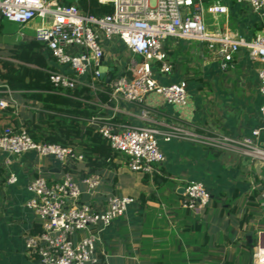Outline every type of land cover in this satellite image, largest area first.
<instances>
[{
	"label": "built area",
	"instance_id": "2783aa9c",
	"mask_svg": "<svg viewBox=\"0 0 264 264\" xmlns=\"http://www.w3.org/2000/svg\"><path fill=\"white\" fill-rule=\"evenodd\" d=\"M79 0H0V15L20 28L17 37H34L50 52L56 69L50 70V81L57 91L83 90L95 101H86L97 108L90 118H79L82 126L94 129L111 148L127 159L133 173L153 177L160 174L166 155L159 139L186 140L193 145L214 151H237L244 157L264 163V149L256 138L264 131V29L253 39L233 35L229 31L211 29L206 13L226 14L221 5L207 8L203 0H98L112 4V14L95 17L83 11ZM254 12L264 10V0H236ZM154 2V3H153ZM32 32V33H31ZM173 38L183 42L205 44L218 48L225 61L244 51L263 66L258 73L259 92L263 97L260 128L251 136L234 139L224 134L204 131L198 134L160 122L162 131L148 125L118 124L119 103L141 108L138 118L152 123L151 110L145 104L150 95L166 104L187 107L188 83L164 84L162 79L172 73L166 42ZM120 43L124 54L119 55L118 69L102 78L106 46ZM111 76L107 83L106 78ZM8 82L0 77V113L9 108L19 118L20 105ZM100 95L106 96L102 101ZM111 112L107 114L105 111ZM0 153L7 155V184L15 185L18 177L11 171L12 160L27 153L41 159H51L63 171L59 181H48L41 175L28 184L31 199L26 203L33 212L42 232L29 236L25 247L40 264H99V234L125 216L136 199L111 195L106 207L96 210L81 202L83 191H97L102 175L78 178L64 169L85 164L84 157L73 148L47 142H36L27 132L25 123L18 122L0 132ZM183 208L201 213L209 207L212 196L200 182L184 180ZM254 264H264V247L254 254Z\"/></svg>",
	"mask_w": 264,
	"mask_h": 264
},
{
	"label": "crops",
	"instance_id": "0c3cea01",
	"mask_svg": "<svg viewBox=\"0 0 264 264\" xmlns=\"http://www.w3.org/2000/svg\"><path fill=\"white\" fill-rule=\"evenodd\" d=\"M203 2L207 8L221 5L227 9L226 14L206 13L211 29L219 28L248 40L264 29V10L254 12L236 0ZM166 50L173 70L164 79L172 81L165 83L162 79V82L186 81L187 107L168 105L160 97L150 95L145 104L151 110L153 122L147 123L138 118L141 108L120 101L115 122L165 131L167 128L159 124L164 122L193 133L212 131L234 139L251 136L260 128L261 63L251 60L244 51L225 61L218 48L210 50L205 44L173 38L167 40ZM121 53L125 50L116 41L106 46L104 66L112 69L108 74L118 69ZM49 65L56 69L52 58ZM0 71L6 73L7 69L0 66ZM14 94L20 105L16 122L25 123L29 110L38 108L35 102L25 104L21 92ZM105 112L111 113L109 109ZM256 142L264 149V131ZM159 146L166 162L160 167L158 182L154 176L146 178L141 173L106 170L95 193L87 194L81 185V202L96 210L104 209L111 195L136 199L125 216L99 234V264H209L215 251L231 245L244 246L246 239L252 244V231L264 204V163L237 151H214L180 139L165 142L161 138ZM6 157L0 153V264H40L25 247L27 238L34 236L33 230L39 225L26 205L32 197L28 184L37 175L59 181L63 171L53 160L27 153L12 160L11 171L18 177V183L9 185ZM184 180L198 181L209 190L212 200L206 210L198 214L183 208ZM246 213H251L253 219L241 227ZM263 231L258 230L259 236Z\"/></svg>",
	"mask_w": 264,
	"mask_h": 264
},
{
	"label": "trees",
	"instance_id": "16d2710c",
	"mask_svg": "<svg viewBox=\"0 0 264 264\" xmlns=\"http://www.w3.org/2000/svg\"><path fill=\"white\" fill-rule=\"evenodd\" d=\"M78 3L83 11L95 17L100 18L113 12L112 4L102 5L98 0H79ZM11 24L0 15V66L7 69L6 73L0 71V77L8 82L13 91L21 92L25 104L36 103L35 107L38 109L29 110L30 116L25 120L28 134L36 142L71 147L77 155H82L84 165L64 169L78 178L102 174L106 170L114 173L129 172L127 159L113 150L106 139L92 128H82L84 123L79 118H90L97 111L94 105L84 100L95 101V98L84 95L83 90L63 92L53 87L49 75V71L52 70L49 65L52 56L50 52L44 51L43 44L37 41L23 44L12 42L11 46L9 43H2V38L14 37L17 34V28ZM100 98L103 102L108 99L104 95H100ZM13 110L9 108L5 113H0V132L16 122L17 117ZM144 175L149 178V175ZM159 178H161L159 174L154 175L156 182ZM143 197L144 194L140 198ZM252 219L253 215L246 213L240 226L243 227ZM41 232L42 228L38 225L34 228L33 235ZM208 241L209 237L206 235L205 242ZM246 242V246L252 248L256 245L257 239L255 238L252 244H249L248 239ZM222 263L234 264L228 260Z\"/></svg>",
	"mask_w": 264,
	"mask_h": 264
},
{
	"label": "rangeland",
	"instance_id": "374dc122",
	"mask_svg": "<svg viewBox=\"0 0 264 264\" xmlns=\"http://www.w3.org/2000/svg\"><path fill=\"white\" fill-rule=\"evenodd\" d=\"M12 24L17 28V32H19L20 28L18 27V25L15 23H12ZM1 42L9 43V46H11L10 44H12V42L16 44V43H20L21 40L17 37V34H16L14 37L7 36L5 38H2ZM4 47H7V45H4ZM163 80L165 83H168L172 81V78L167 79V80L163 79ZM257 216H259L258 217L259 219L256 218L257 223L253 228V231H252L253 233H252V238H251L252 243L255 238L257 239V243L255 246H253L252 248H248L246 246L247 242L244 243L245 244L244 246L239 245L236 247H232L231 245L226 250L215 251L214 252L215 254L212 255L214 258H212L211 262H208V263L209 264H223L222 262L224 260H228V261H233L234 264H254V257H253L254 254L257 252L259 247H264V234H262L261 236H259L258 234V230L264 229V204H261V207H260V210ZM233 244L235 245L237 244V242ZM216 257L217 259L219 258V260H216L215 259Z\"/></svg>",
	"mask_w": 264,
	"mask_h": 264
},
{
	"label": "water",
	"instance_id": "95a60500",
	"mask_svg": "<svg viewBox=\"0 0 264 264\" xmlns=\"http://www.w3.org/2000/svg\"><path fill=\"white\" fill-rule=\"evenodd\" d=\"M35 41H36V40H35L34 37H31V36H24V37H22V39H21V44L26 43V42H35ZM101 71H102V78H104L105 75H106V73H107L108 71H112V69H108V67L103 66L102 69H101ZM110 78H111V76H108V77L106 78L107 83L110 81ZM183 192H184V190H183Z\"/></svg>",
	"mask_w": 264,
	"mask_h": 264
}]
</instances>
